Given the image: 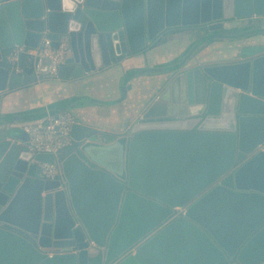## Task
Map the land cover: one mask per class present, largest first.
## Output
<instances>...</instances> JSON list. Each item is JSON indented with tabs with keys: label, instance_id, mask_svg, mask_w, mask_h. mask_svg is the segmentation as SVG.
Returning <instances> with one entry per match:
<instances>
[{
	"label": "water",
	"instance_id": "95a60500",
	"mask_svg": "<svg viewBox=\"0 0 264 264\" xmlns=\"http://www.w3.org/2000/svg\"><path fill=\"white\" fill-rule=\"evenodd\" d=\"M168 32L183 51L117 100L0 114V264H264V0H0V92L52 78L27 52L42 39L67 44L55 78L76 85ZM142 76L161 86L123 132L74 122L66 188L37 175L54 158L20 124L118 104Z\"/></svg>",
	"mask_w": 264,
	"mask_h": 264
},
{
	"label": "crops",
	"instance_id": "0c3cea01",
	"mask_svg": "<svg viewBox=\"0 0 264 264\" xmlns=\"http://www.w3.org/2000/svg\"><path fill=\"white\" fill-rule=\"evenodd\" d=\"M184 46L185 44L181 43V34L168 32L159 36L147 48L125 58L121 64L97 70L76 85L68 81H60L58 78H51L0 92V114L45 108L52 102L69 97L79 98V100L83 97L102 101L117 100L120 97L122 80L128 71L167 62L178 56ZM163 48H167L165 53H161ZM210 60L226 62L230 58L221 55L212 57ZM129 84L131 89L127 91L123 102L115 105L90 104L69 111L76 122L90 124L103 132H123L131 120L141 115L143 108L153 99L161 86V82H155L151 76L131 78ZM19 126L21 127L22 124ZM24 138L23 146L27 139L25 134Z\"/></svg>",
	"mask_w": 264,
	"mask_h": 264
},
{
	"label": "built area",
	"instance_id": "2783aa9c",
	"mask_svg": "<svg viewBox=\"0 0 264 264\" xmlns=\"http://www.w3.org/2000/svg\"><path fill=\"white\" fill-rule=\"evenodd\" d=\"M15 49L10 54L11 60L17 59V51ZM35 56H45L50 59V67L48 74L50 77L57 76L59 68L64 64L68 55V46L60 43L57 48L51 47V41L42 39L37 49L27 51ZM75 122L74 116L69 110L58 111L55 115H48L45 118L26 122L22 125L27 141L25 148L32 154L49 153L54 158L53 164L39 163L37 167V175L45 180H58L60 188H66V181L61 169V159L59 154L62 150L72 145L71 127ZM183 215V209H176V215Z\"/></svg>",
	"mask_w": 264,
	"mask_h": 264
},
{
	"label": "rangeland",
	"instance_id": "374dc122",
	"mask_svg": "<svg viewBox=\"0 0 264 264\" xmlns=\"http://www.w3.org/2000/svg\"><path fill=\"white\" fill-rule=\"evenodd\" d=\"M167 48H163L162 49V51H161V53H165V50H166ZM161 55H163V54H161ZM165 58L167 57V56H164Z\"/></svg>",
	"mask_w": 264,
	"mask_h": 264
}]
</instances>
